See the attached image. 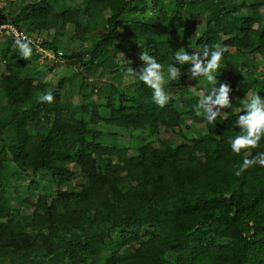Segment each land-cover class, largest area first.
Listing matches in <instances>:
<instances>
[{
    "label": "trees",
    "instance_id": "obj_1",
    "mask_svg": "<svg viewBox=\"0 0 264 264\" xmlns=\"http://www.w3.org/2000/svg\"><path fill=\"white\" fill-rule=\"evenodd\" d=\"M261 6L246 0H86L83 17L75 21L80 30H84L83 20L88 22L85 29L94 38L89 25L96 14L107 11L109 15L102 35L90 48L68 58L87 74L119 71L123 65L138 71L144 52L155 56L166 73L168 64L175 63V51H198L205 45L210 49L222 45V57L229 61L247 52L262 60ZM77 8L56 12L49 3L38 1L24 5L11 18L2 15L32 34L33 28L53 24L59 17L67 19ZM127 23L130 27L123 34L121 27ZM197 24H203L202 32L187 43L186 33ZM42 45L58 54L53 41ZM179 67V79L165 85L170 99L163 107L152 101V90L143 83L124 89L103 82L88 90V84L78 80L81 118L69 113L58 90L52 91V103L39 102L35 94L46 91L32 85V77L21 79L9 67L0 79V219L6 218L0 223L1 260L11 264H264V167L254 165L239 176L234 174L245 156L264 151V138L250 153L242 150L237 155L229 147V137L240 134L235 120L247 99L255 92L264 98V71L257 76L241 67L221 65L215 82L217 87L223 82L232 89L231 108L221 109L206 145L204 137L183 133L184 141L169 149L150 141L138 143L131 157L101 140L100 123L153 135L160 128L180 130L188 126L187 121L208 122L198 100L211 85L191 77L188 65ZM188 86L193 89L185 92ZM7 129L12 133L2 136ZM211 147L204 161L188 157ZM71 165L78 171H72ZM91 170L99 175V182L90 179ZM29 173L33 178L24 188L30 195L37 193L30 225L45 229L34 238L7 208L11 177L23 181ZM44 176L50 180L47 189L42 186ZM57 193L60 197L48 204L49 196ZM71 200L73 205L58 210V203ZM139 229L145 230V237L136 246L121 244L104 254L105 240L115 241ZM98 243L102 247L91 250Z\"/></svg>",
    "mask_w": 264,
    "mask_h": 264
},
{
    "label": "rangeland",
    "instance_id": "obj_2",
    "mask_svg": "<svg viewBox=\"0 0 264 264\" xmlns=\"http://www.w3.org/2000/svg\"><path fill=\"white\" fill-rule=\"evenodd\" d=\"M38 1H43L49 3L56 12H67L71 7H78L74 12L67 15V19L59 17V19H54V23H45L41 27H35L30 31V34L36 41L40 43L44 42H54L58 47V52L55 58H45L41 54L36 53L33 49L32 55L28 59H24L20 56L18 47L16 43H8L6 40L0 41V79L3 75L9 73V67H13L17 77L23 79L27 77H32V85H37L41 87L44 91H53L58 90L61 94V101L68 107L70 114L81 118L80 104L81 97L79 95V85L78 80L82 79L83 83L88 84V90H91L93 85L101 84L103 82H110L114 85H119L122 88H128L132 86H137L142 84L138 79L128 76L127 74V65H123L119 71L110 72L107 70L105 73H100L97 70L94 73L87 74L81 71V67L75 59H69L68 57L72 53H84L88 50L91 44L102 35L103 25L105 19L108 17L109 13L104 11L103 13L96 14V21L92 22L89 25L92 28L94 33V38L90 36L86 31L85 27L87 24L83 20L84 30H80L76 26L75 21L83 17V10L86 6V0H1V12L5 17H13L17 15L24 5L28 3H36ZM248 3H262V6L259 9V15L261 18V23H264V0H246ZM120 5L119 3L117 4ZM150 13V11H148ZM184 16L188 15V12H184ZM187 14V15H186ZM202 18L198 16V19ZM127 20L129 19L126 18ZM98 25V27L96 25ZM203 24H197L194 28V31L187 34V43L193 42V39L202 32ZM26 27V26H25ZM96 27V28H95ZM130 27V23L125 25V28L121 30L124 33H127ZM10 41V40H8ZM13 42V41H12ZM234 49L229 48V51L232 52ZM17 55L14 57V55ZM122 55H118V60H122ZM264 64V58L259 60L257 55H254L251 52H247L244 56H236L234 59L231 58V61L222 57V63L224 67L236 68L240 67L244 70L251 72L254 75L259 76L260 73L264 71L262 67ZM180 71H182L180 69ZM109 72V73H108ZM182 73V72H181ZM193 87L188 86L185 90H192ZM40 93L35 94L39 96ZM185 95V94H184ZM92 98H96V95H92ZM86 103V102H85ZM223 114V111H220ZM187 127H182L179 129H165L160 128L159 132L151 135L146 131L143 134L139 130H130L125 128L111 127L104 124L97 125V128L102 130V139L103 142L114 144L120 149L125 151L129 156L136 155V146L138 143L152 142L155 146L161 147L162 149H169L173 145H178L184 140V134L193 135L196 133L197 136L204 137V145L207 144V139L209 137V132L214 127V123L206 122L202 124H193L191 121H187ZM8 130V129H7ZM5 131L2 136H7L12 133L10 130ZM212 147L207 149L202 155H192L188 156L190 159H198L204 161L212 151ZM72 171H78L74 165H71ZM90 179L99 182L100 177L97 173L88 171ZM33 178L32 174H27L23 181L16 180L13 176L11 177L10 182L8 183L6 195H7V208L15 214L18 219H22V222L25 225V230L27 233L32 235L31 237L40 236L45 229L40 230L35 226H31V217H33L35 212L36 204V191L30 195L26 192L25 186L29 182V178ZM75 179V176H74ZM50 180L48 176L42 178V186L44 189L49 187ZM72 189L75 191L79 190V186L72 183ZM36 195V196H35ZM61 193L54 194L49 196L48 204H51L55 197H60ZM27 197V198H26ZM23 198V200H21ZM27 199L26 201L24 199ZM73 205V201H66L64 204L58 203V210L61 212L65 208ZM5 220L0 219L1 222ZM145 230H131L127 235H124L122 238L112 241L105 240L103 243L107 244L106 255H109L111 251H114L117 245H137L140 239L145 237ZM38 239V238H37ZM102 247L100 243L92 244L91 250ZM9 256V255H8ZM96 259L98 257H95ZM10 259V258H9ZM3 260V259H2ZM0 259V264H11V261Z\"/></svg>",
    "mask_w": 264,
    "mask_h": 264
},
{
    "label": "clouds",
    "instance_id": "obj_3",
    "mask_svg": "<svg viewBox=\"0 0 264 264\" xmlns=\"http://www.w3.org/2000/svg\"><path fill=\"white\" fill-rule=\"evenodd\" d=\"M19 54L22 58L28 59L33 52L30 46L31 41L25 37L23 40L15 41ZM224 48L222 45H214L211 49L205 45L198 51L186 52L177 50L174 52L175 63H169L166 73L163 65L157 61L155 56L142 53L140 60L143 62L138 71L132 67L127 68V74L141 81L152 90V101L159 107L169 102L170 96L166 91V83L178 80L181 75V67L188 65L187 72L195 78L206 80L211 88L207 94L198 100L199 109L203 110L204 117L211 123L219 115L221 109H230L231 102L229 93L232 89L226 83L216 85L215 73L221 68ZM39 102H53L52 91H46L37 97ZM242 114L235 120V126L239 128L238 135L229 137V147L234 154L240 155L243 152L250 153L252 149L259 147L260 141L264 138V98L257 92L253 93L245 102ZM200 115V111H197ZM254 165L264 167V151L258 152L252 158L244 157L235 175L239 176L247 168Z\"/></svg>",
    "mask_w": 264,
    "mask_h": 264
},
{
    "label": "built area",
    "instance_id": "obj_4",
    "mask_svg": "<svg viewBox=\"0 0 264 264\" xmlns=\"http://www.w3.org/2000/svg\"><path fill=\"white\" fill-rule=\"evenodd\" d=\"M1 9V0H0ZM27 37L31 41V45L36 53L41 54L45 58H55V55L50 50L46 49L42 43L36 41L30 34L16 27L12 22L6 19L0 11V41L11 40L15 42L17 39L23 40ZM61 54L60 52H57Z\"/></svg>",
    "mask_w": 264,
    "mask_h": 264
}]
</instances>
